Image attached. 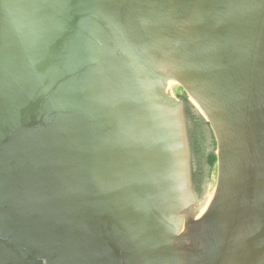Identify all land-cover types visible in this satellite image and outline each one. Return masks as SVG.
<instances>
[{
  "label": "water",
  "instance_id": "obj_1",
  "mask_svg": "<svg viewBox=\"0 0 264 264\" xmlns=\"http://www.w3.org/2000/svg\"><path fill=\"white\" fill-rule=\"evenodd\" d=\"M0 264H264V0H0Z\"/></svg>",
  "mask_w": 264,
  "mask_h": 264
},
{
  "label": "flooded vegetation",
  "instance_id": "obj_2",
  "mask_svg": "<svg viewBox=\"0 0 264 264\" xmlns=\"http://www.w3.org/2000/svg\"><path fill=\"white\" fill-rule=\"evenodd\" d=\"M178 95V100H181ZM184 114V129L182 144L186 148V161L187 166V192L188 198H192L193 201L203 199V192L206 182L205 169L208 170L206 162V156L210 153L208 147L203 144L202 133L197 125V119L191 114L190 110L183 108ZM196 141L199 143L202 155L198 156L194 151V145Z\"/></svg>",
  "mask_w": 264,
  "mask_h": 264
},
{
  "label": "trees",
  "instance_id": "obj_3",
  "mask_svg": "<svg viewBox=\"0 0 264 264\" xmlns=\"http://www.w3.org/2000/svg\"><path fill=\"white\" fill-rule=\"evenodd\" d=\"M184 103L189 104L187 98L183 95L179 97ZM214 147V145H213ZM194 151L195 153L200 156L202 155L201 152V148L199 146V143L196 141L195 145H194ZM215 151V148H214ZM214 151L210 152L207 156H206V164L209 168H213L214 165L216 164L217 158L216 155L214 154Z\"/></svg>",
  "mask_w": 264,
  "mask_h": 264
}]
</instances>
